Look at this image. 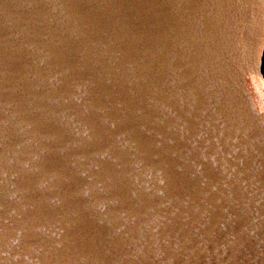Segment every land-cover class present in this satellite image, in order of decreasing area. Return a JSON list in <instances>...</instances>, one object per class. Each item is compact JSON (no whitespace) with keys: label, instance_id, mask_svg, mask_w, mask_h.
Returning <instances> with one entry per match:
<instances>
[{"label":"rangeland","instance_id":"374dc122","mask_svg":"<svg viewBox=\"0 0 264 264\" xmlns=\"http://www.w3.org/2000/svg\"><path fill=\"white\" fill-rule=\"evenodd\" d=\"M33 1H35V3H36L35 4L36 10H41V11L49 14V15H46L43 12H41V14H40V12H39V15H40L39 17H41V20H42V18L48 19V18L55 17V20H57V22H58L57 23L58 26L56 25L54 27L53 26L51 27L50 24H47L43 21L44 19L41 21L40 25L38 26L35 20L31 21L32 20V18H31L30 21L33 24L31 23L32 25H30V26L33 30L31 31V33L25 32L23 35L20 33L21 31H20L19 27H20L22 21H24V20L15 19L13 21V20H11L12 19L11 18L10 19V24L12 25L11 28L0 30V39H2L5 43L6 42L10 43L6 47V49H4L0 46V80H1L0 81V156L2 155L1 156L2 158L0 157V172L2 173V174L0 173V226H2V227H0V237L2 240L4 239L3 241L0 239V252H1L0 253V263L1 264H5V263L6 264H9V263L10 264H22V263L23 264H29L31 262L30 264H33V263L35 264L37 262V264H50L49 262H51V264H58V263L59 264H81V263L93 264L95 262L94 264H99V263L111 264V262H112V264H129V263L130 264H133V263L139 264L138 262L143 261L142 264H162V263L163 264H182V263L183 264H185V263L186 264H231V263L232 264H236V263L237 264H247V263L250 264V262H251V264H264V259H263L264 258V236H263L264 235V232H263L264 231V212H263L264 211V192H263V189H264V119H263L264 118V94H263L264 93V0H227L230 8L228 7L226 16L230 15V13L231 14L235 13V15H233L234 18H233V21L231 23L229 21L222 23V21H224V19H222L221 25L223 27V31H220L218 29V27H216V24L213 22L210 24V28H207L206 30H204L202 32L200 30H198L199 25L201 26V24H202V28H203V26H205L204 28H206V25L208 24L207 20H213L214 19L213 14H212L213 12L209 11V10L206 11V7H205L206 4H203V0L199 1L200 5H199V11L197 14H198L200 20L197 19V21H196L197 23L195 22L196 26H195V23L193 26H191V25H188L187 23L175 21L176 23L172 22L170 24V25L173 24L172 25L173 28L172 27L170 28V29H172L171 30L172 32H169V30L166 29V25L169 23L168 18H164L162 21L161 17L157 16L159 13L154 12V13H152V15L150 14V17H151L150 19L153 21L154 19H152V17L155 16V19L159 20L158 24L161 26L162 25H165V26L159 28V26L154 24V22L151 23V26L149 24L148 25L149 27L147 28L148 32L145 35V37L148 36L147 40L144 38V36L142 37V38H144V40L147 41L146 43L143 42L142 40L134 39L133 43H135V46L132 47L133 50L130 49L129 47L122 49L123 51L120 48H115V50H114V48H112V50H109V49L102 50V49L98 48V50H95L96 56L94 55V58L92 60V65L94 67L91 64H90V67L92 69H96L99 71L101 76L104 77L103 78L104 82L109 81V82H111V84H109V85L117 86L118 91H116V92L113 90H108L107 88H109V87L107 86L105 88L106 85H104V84H102L100 86L101 90H104L105 92L107 91L109 94L110 93L112 94L114 101H115V102L114 101L113 102H114V104L116 103L117 107H111L108 104L105 106L107 101L103 102V104H104L103 105L102 101L99 100L100 97L97 98L96 101L93 100L92 104L90 103V96L88 97V94H87V93H89V91H87V90L90 89L88 87L90 84L89 83L90 81H89V79L84 78L85 77L84 70L87 67H89V65L88 64H85L84 66L82 65V61L88 63L89 60L87 59V57L84 56L85 54L83 55L84 52H82L80 50L78 51V54H81L82 58H80L79 56H76V57L74 56L73 57L74 59H72V62H71V60H68L69 64H66V65H68L67 70L72 76L71 80H67L66 84L65 83L62 85L56 84L57 86L55 84H52L53 87L49 86V83L52 82L51 80L53 79L54 76L58 75L57 73L59 71L55 69V68H57L55 56L53 54L50 55L47 51L44 52L43 50L39 49L41 35H39L37 29L42 28L44 31L46 30L45 31V33L47 32L46 35L52 39L57 37L58 35H56V34L59 32L61 34L60 36H62V35L65 36V34H66L67 36H65V38H67L70 41L71 40L72 41L79 40V36L81 38H82V36L80 35L81 33L79 34L78 31L76 32V29H74V28H72L73 30L72 29L69 30V27H67V22H66L67 19H69V17L63 16L60 13L61 11H60V8L58 7L59 5L57 4L56 0H33ZM66 1L68 3H73L72 0H66ZM167 1L168 0H165V2L163 1L164 2L163 6L167 5ZM61 4L63 5V3H61ZM65 5H67V4H65ZM160 5H161L160 3H156V4L154 3V6H156V7H158ZM67 6L69 8H71L69 4ZM16 7H17V4H16ZM19 7H20V5H18V8ZM0 8H1V10H0V22H1V21L5 20V16H4V15H6L5 13L10 14V12H5V11H9V8L2 5V4L0 5ZM18 8L16 9V11L18 10ZM156 9H158V8H156ZM229 11H230V13H228ZM117 12L119 13V11H117ZM117 12L115 13L114 18L117 21H119L121 13L117 14ZM157 17H159V18H157ZM21 18L24 19V16H22ZM27 19H29V18H27ZM176 20H178V19H176ZM231 24H232V26L230 29L229 27ZM24 25L26 27L27 23H25ZM177 25H179V26H177ZM181 26H183V27H181ZM55 27L57 29V33H56V31H54ZM167 27H169V26L167 25ZM185 27H186V29H185ZM163 29H165L168 32L164 33L162 31ZM35 31H37V32H35ZM83 31L84 30H82V32ZM228 31L230 32V34H228ZM37 33L39 36L37 35ZM82 34H83V37L85 39L86 37L84 36V32ZM224 34H225V36H224ZM167 35L168 36L170 35L171 38L168 37ZM172 35L173 36L175 35V36L173 37ZM177 35H179V36H177ZM141 36L142 35L137 36V37L140 38ZM162 36L163 37L167 36L166 37L167 39H165L166 43L164 42L165 40L163 39ZM204 36H206V38ZM224 37L229 38L227 43H226L227 45H225ZM191 38L193 39V41H194V38H196V40L198 41L200 46H204L205 49H206V46L208 47L207 50H209L210 52L206 55V61H205L204 57H200V58H198V60L193 59L192 64H190L189 60L185 59L186 58L185 56H188V54H189L188 53L189 50H187V48H186L187 45L191 48V45L189 44V40ZM172 39H175V40H172ZM43 40H46V42L48 43V40L46 38H44ZM100 40H102V39H100ZM167 41L168 42L172 41V42H175V44L176 43H178V44L174 45L172 48L171 47L169 48V46H168L169 43H167ZM122 42H124V41H122ZM151 44H153V45H151ZM156 44H158V45H156ZM229 44H231V45H229ZM78 45H77V49L80 48L81 44L78 43ZM166 45H167V48L165 47ZM180 45L183 47L182 48L183 50L180 49V47H179ZM228 45H229L230 49H227ZM197 46H198V44H197ZM225 46H227V47H225ZM134 47L135 48L137 47V49H135ZM178 48L181 51L178 50ZM9 49H11V50L8 51ZM242 49H243V51H242ZM88 50H90V49H88ZM166 50L168 51L167 54L164 53V52H167ZM193 50L196 51L195 47ZM70 51H71V49H67V50L64 49L60 52L65 54V55L66 54L69 55V54H71ZM117 52H119V53H117ZM73 53L76 54L75 52H73ZM87 53H88V51H87ZM147 53L149 54V59H151V61L157 65L154 67V70L152 69L150 77L148 76L145 79V85L143 84V87L146 86L145 87L146 92L148 91L149 95H147V97L143 96V98L139 102L140 103L139 109L140 108L142 109V110L140 109L139 111H142V112L136 113L135 111H137V110H135V109L132 110L130 108V110L132 111V115L127 114V116H124L122 114V111H124V110L127 111V109H126V106L124 105L126 100H122V96L125 93H128V92L132 93L133 92L130 87L129 88L131 90L126 89L125 86L132 84L133 80L137 81V75L140 77V74H141L140 79L144 80V78H145L144 72L141 69L142 67L140 68L139 65H140V62H142V60L144 59L143 57ZM177 53H178V56L180 55L179 56L180 59L178 61H176L177 59L173 60L174 56H177ZM199 53H200V50L198 49L197 54H199ZM47 55H49V56H47ZM50 56H52V57H50ZM116 56L117 57L121 56V57H119L117 60ZM130 56H132V57H130ZM129 57L132 59H130ZM47 58H49V59H47ZM135 60H136V62H135ZM58 61L60 62V60H58ZM129 61H131V62L133 61V62L131 63ZM175 61L178 64H183V65L187 64V62L192 66L197 65V67L202 70L201 74H203V72H204V75L209 74V76L207 77L208 82L205 81L206 79L204 80V76H201V74H199L197 77H194L192 79L193 84L191 85L190 84L191 79H190V76L188 74H184L185 75L184 76L182 74L183 72L176 71L177 69H175L176 67L174 66V64H176ZM61 64H63V63H61ZM125 65H126V67H125ZM50 66L51 67L54 66V67L51 69ZM164 66L165 67L167 66L166 69ZM254 66H256V67L254 68ZM90 67H89V69H90ZM131 68H133V69L130 70ZM159 68L161 70H159ZM128 70H129V72H128ZM178 70H180V69H178ZM205 70L207 71V73ZM61 71H62V74L64 75V69H62ZM186 72H184V73H186ZM156 73H157V75H156ZM211 74L213 75V79L210 76ZM134 77H136V78H134ZM198 77H200V79ZM209 77L213 80V81L211 80L212 82H210ZM96 78L97 77H95V78L93 77V79L91 81H93V80L95 81ZM171 78H172V80H171ZM180 78H181V80L179 81ZM83 79H84V81H83ZM175 79L180 82V84H179L180 89L179 90L181 93L180 99L182 100V101H179L180 105L183 104V105H181L182 107L190 108L192 110V112H194V113L196 112L194 116H195V119L197 117L196 120L199 121V122L198 121L196 122L193 120L195 122V124L191 123V125L188 126L189 128H187L186 130L183 129L186 131L185 132L186 134H184V132H183V130H181V128L177 129V127H176L177 125H179V124H177V121L179 120L178 117L176 118V119H178L177 121L175 119V121H174L175 124L172 128L168 127L169 129L164 130V128L167 127V124H169V121L171 122L172 118L170 116L166 115L165 113H163L162 114L164 116V119H163V118H161V116H159L161 114H158L159 110L161 111L160 106L164 107V100L167 98V95L165 98V95L163 96L161 93H167V92H169V90L174 91V89H175L174 80ZM177 81H176V83H177ZM130 82H132V83H130ZM200 83H202L201 86L199 85ZM210 84H211V86H209ZM160 86H162L161 93L157 95V98L155 97V99H153L150 96V90H154L155 88H160ZM171 86H172V88H171ZM209 87H210V89H209ZM166 88L167 89L169 88V89L167 90ZM188 88H189V90H188ZM211 88H212L213 92L215 90V96L217 95L216 94V88L218 89L219 93L221 90L222 91L221 97H223L225 100L223 99V101H221L222 98L217 97L215 99L214 96H211V94H213L212 91H211V94L209 93V90H211ZM37 89H42V90H40V92H39V91H37ZM83 89L85 90V92L87 91L85 94H81ZM186 89L188 91H186ZM195 92H197V94H193ZM57 94H59V96ZM132 94H135V92H133ZM175 94L176 95H174V97H176V99L175 98L174 99L177 100L179 98L178 96L180 94L179 93L178 94L175 93ZM128 96H130V95H128ZM180 99H178V100H180ZM81 100H86V101L89 100L88 103H90V104H88V103L82 104V103H80ZM217 101H220L221 103L223 102V104L225 106H224V110H223V106H222V104H220V106L218 107V110H219V112H222L224 114H223V116L217 115L218 117L216 118L215 117L216 114L214 113V111H212V112L207 111L206 112L205 110L210 109L209 111H211V109H215V106H216L215 103ZM176 102H178V101H176ZM213 102H215V103H213ZM228 105H230V106H228ZM232 106H233V108H232ZM113 111H114V113H113ZM143 111L147 115H149V114H151V115H149L147 118H145L147 115H144ZM118 112H120V113H118ZM226 112L228 114L230 113L233 117L241 119L243 122L245 121V123H243V125L241 123L240 126H237V125L235 126L236 122L233 121L234 123H232V120H231L232 116H231V118L229 116V118L231 120V121H229L230 122L229 123L228 121H226V118H225L226 116H228ZM113 114H115V115H113ZM208 114H214L215 115V116L213 115L214 119L213 120L209 119ZM225 114H226V116H225ZM202 115H203V117H202ZM112 116L113 117L116 116V117L113 118ZM122 116H124L125 118L127 117L128 119L132 120L131 123L134 124V129L136 131L135 133H133L131 131L130 132L127 131V130H129V128L125 129L126 128L125 125L127 124V122H124L126 120H124V117H122ZM31 117H32V119H30ZM70 118H72V119H70ZM224 118H225V120H224ZM87 119H92L95 122V125H91V126H93V128L95 127L94 129L96 131L94 129H93L94 131L92 129H90L91 132L89 131ZM227 119H228V117H227ZM116 120H121L119 122L124 127V128L122 127V131L117 128L116 123H118V122ZM215 120H217L219 122H217V121L215 122ZM86 121H87V123H86ZM210 122H212V123L210 124ZM215 123H216V125H215ZM108 124H109V126H108ZM143 124H146V125L150 124V125H149L148 129H146L145 127L143 128V126H144ZM165 124H166V126H165ZM204 124L206 126H204ZM230 125H231V127H230ZM79 126L80 127L82 126V127L80 128ZM156 126H158V127H156ZM13 127H15V128H13ZM201 127H203V128H201ZM206 127H207V129H206ZM239 127H241V128L239 129ZM114 128H116V129H114ZM204 128L206 129L204 132L205 133L204 138L206 137V139H208L207 138V136H208L211 141L215 140L213 143L216 142V144H217V145H214L212 150L209 149L208 152L207 151L205 152V149H204L205 146H201L203 148L200 149L199 146H197V144H196L197 143L196 141L200 138L199 136H201V131H204ZM216 129H218V130H216ZM219 129H221V131ZM84 130H85V132H84ZM115 130H117V131H115ZM175 130H176V132H175ZM206 131H209V133ZM177 132L180 133V135H182V133L184 135L179 136V134ZM50 133H54V134H50ZM98 133H100V134H98ZM131 133H133L132 138H130ZM147 134L149 135L150 140L155 143L156 147L163 149L165 158L162 157V159H164V160H160L159 158L157 159V157H153L152 155H155L154 153L152 155L150 154L151 158L146 157L145 155H142L139 158V154H141V153L137 152L136 150L132 151V149H136V147H134V145L131 144L130 140L133 142L134 139H136L138 137H139L138 139H140L143 137V135H147ZM124 135H126V137H124ZM127 136H129V138ZM162 136H163V138H160ZM89 137H91V138H89ZM123 138H124V140H123ZM227 139H228V142L226 141ZM127 140H129V141H127ZM93 141H95L97 144L94 143ZM225 141H226V143H225ZM87 144H88V146H87ZM181 145H182V147H181ZM233 146L234 147L237 146V147H235V149H234ZM4 149H5V151H4ZM238 150H239V152H238ZM131 151L133 153H135L134 158H132V159L130 158L129 155H127V153L128 152L130 153ZM178 151L180 152V154H178L179 153ZM233 152L237 153V155H235ZM37 153H38V156H37ZM112 153H113V155H112ZM184 153H185V155H184ZM187 153H188V155H187ZM194 153H195V155H194ZM143 154H146V153L143 152ZM108 156L110 157V159ZM155 156H158V155L156 154ZM14 157H16V158H14ZM113 157H114V159H113ZM133 159H135V160H133ZM137 159H138V161H137ZM23 160H25V161L27 160V161L24 162ZM33 160H34V162H33ZM22 161L24 163H22ZM52 162H54V164ZM145 162L147 163L146 165H144ZM26 164H27V166H26ZM46 164H47V166H46ZM81 164L82 165L84 164V165L82 166ZM149 164H150V166H149ZM155 164H157V165H155ZM161 164H162L163 168H166L165 166L169 164L166 169H169L170 172L169 173L167 172V173L169 174V176L174 175V174L180 175L181 176L180 183L177 182L175 179L172 180L170 183V180L166 178V175L162 174V172H165L166 170L163 168L160 169ZM43 165H44V168H43ZM196 166H198V167H196ZM50 167H51V169H50ZM85 167H88V168H85ZM8 169H9V171H8ZM90 169H92V170H90ZM100 169H102V170H100ZM206 169H208V171ZM31 170H32V172H31ZM157 170H159V171H157ZM45 171H47V172H45ZM83 172H85V173H83ZM90 172L92 173L91 175H90ZM103 172L105 175L103 174ZM204 173H206V174H204ZM49 174H50V176H49ZM55 174H57V175H55ZM115 174H117L118 176ZM155 174L157 175V177L155 176ZM190 174H192L191 176L193 178L190 176ZM8 177L11 178L12 180L8 179ZM55 177H56V179H53ZM107 178L109 179L110 182L108 181ZM166 179L170 184L166 181ZM63 180H65V181H63ZM114 180L116 181V183ZM3 181L6 183H4ZM17 181H20V182L17 183ZM26 181H28V182H26ZM30 181H32V182L30 183ZM160 181L162 182V184ZM47 182H48V184H47ZM163 182H165V183H163ZM9 183L12 185H9ZM21 183H22V185H21ZM100 183H101V185L99 186L98 184H100ZM23 184H24V186H23ZM50 184H51V186H50ZM115 184L117 187L115 186ZM106 185H107V187H106ZM176 185H179V186H176ZM152 186H154V187H152ZM169 186H170V188H172L171 191H169L170 190ZM173 187L175 188V190H173ZM43 188H45V189H43ZM95 188L96 189L99 188V189L96 190ZM8 189H9V191H8ZM49 189H51V190H49ZM176 189H177V191H176ZM55 190H57V191H55ZM115 190H117V191H115ZM96 191L98 194L96 193ZM109 191H111V193ZM139 191H140V193H139ZM158 191H159V193H158ZM9 192H10V194H9ZM48 192H50V193H48ZM60 192H62V193L64 192V193L63 194L61 193L62 194L61 195ZM21 193H22V195H21ZM103 193H104V195H103ZM163 193H165V194H163ZM176 193H177V195H176ZM38 194H40V195H38ZM55 194L56 195L58 194L57 195L58 197L55 196ZM136 195H137V197H136ZM10 197H12V198H10ZM66 197H68V198H66ZM120 197H122V198H120ZM110 198L112 200H110ZM113 198H115L117 200L115 201V199L113 200ZM129 198H131V199H129ZM139 198H140V200H139ZM6 199H8V200H6ZM33 199H34V201H32ZM21 200H22V202H21ZM154 200H156L157 202ZM18 201H19V203H18ZM53 201H54V203H53ZM120 201H122V202H120ZM137 201L139 203H137ZM146 201H147V203H146ZM130 202H132V203L130 204ZM152 202H154V203H152ZM29 203H31V204H29ZM111 203H112V205H110ZM119 203H120V205L118 206ZM121 203H122V205H121ZM95 204H97L98 206ZM43 205H44V207H43ZM203 205H205V206H203ZM126 206H128V207H126ZM95 207H96V209H95ZM117 207H119L118 211H117ZM122 207H124L125 209H122ZM19 208H20V210H19ZM99 208H101L103 211ZM128 208L130 210H128ZM141 208L143 211L141 210ZM68 210H69V212H68ZM97 210H100V211L97 212ZM212 210H214L213 213H212ZM221 210H223V211H221ZM224 210H226V211H224ZM81 211L83 213H81ZM90 211H91V213H90ZM208 211L212 214H210ZM125 212L128 214V216ZM140 212L141 213L143 212L144 214L143 213L141 214ZM229 213L231 214V216ZM117 214H118V216H117ZM149 214H151V215H149ZM161 214H163V215H161ZM171 214H173V216ZM11 215H13V216H11ZM88 215H89V217H88ZM21 216L23 217V219ZM55 216H56V219H55ZM144 216L145 217L147 216L148 218L147 217L144 218ZM224 216H227V217H224ZM255 216H256V218H255ZM65 217H67L68 219ZM83 217H85V218H83ZM112 217L114 220L112 219ZM58 218H60V219H58ZM97 218H98V220H97ZM115 219H116V221H115ZM184 219H185V221H184ZM6 220H8V221H6ZM187 220H189V221H187ZM242 220H243V222H242ZM253 220L255 221L254 223H253ZM15 221H16V224H15ZM66 221H68V222H66ZM50 222H51V224H50ZM85 222H87V225ZM163 222H165V223H163ZM171 222H172V224H170ZM239 222H241V223H239ZM80 223H82V224H80ZM84 223H85V225H84ZM95 223H96V225H95ZM109 223L111 226L109 225ZM5 224H7V225H5ZM135 224H136V226H135ZM59 225H61V226H59ZM99 225L101 227L103 225V227H102L103 229H101V227ZM159 225H161L162 227ZM171 225H173V226L171 227ZM199 225H200V227H199ZM97 228H98V230H97ZM150 228H152V229H150ZM253 228H255V229H253ZM78 229H79V231H78ZM155 229H157V230H155ZM181 229L183 230V232ZM27 230H28V232H27ZM90 230L92 233L90 232ZM121 230H123V231H121ZM159 230H161L160 233H159ZM240 230H242V232ZM46 231H48V232H46ZM243 232H244V236H243ZM75 233H77V234H75ZM203 233L206 236H204ZM134 234L136 237L133 236ZM229 234H230V236H229ZM237 234H239V235H237ZM72 235H74V236H72ZM142 235H143V237H142ZM190 235H193V236L191 237ZM240 235H242L243 237ZM80 236H82V237H80ZM115 236H117V237H115ZM196 236H198V237H196ZM17 237H19V238L17 239ZM99 237H101V238L99 239ZM131 237H132V239H131ZM112 238L113 239L115 238V240H113ZM117 238L119 241L117 240ZM149 239H151V240H149ZM173 239H174V243H173ZM157 240H158V242H157ZM169 240H170V242H169ZM186 240H187V242H186ZM191 240H192V242H191ZM232 240H234V241H232ZM8 241H9V243H8ZM222 241H223V243H222ZM4 242H5V244H4ZM148 242L150 243L149 245H148ZM178 242H180V243H178ZM220 242H221V244H220ZM31 243H33V244H31ZM38 243H40V244H38ZM105 243H106V245H105ZM108 243H110V244H108ZM129 243H130V245H129ZM99 244H100V246H99ZM103 244H104V246H103ZM156 244H158V245H156ZM172 244H174V245H172ZM54 245L56 248L54 247ZM208 245H209V247H208ZM45 246H47V248H44ZM150 246H153V247H150ZM156 246H157V248H156ZM165 246H167V247H165ZM26 247H28V248H26ZM202 247H203V249H202ZM54 248L56 249V251L52 250ZM149 248H152V249H149ZM40 249H41V252L39 251ZM92 249H94V251ZM210 249H212V250H210ZM33 250H35V251H33ZM82 250H84V251H82ZM177 250H178V252H177ZM190 250H192V251H190ZM17 251H19L20 253ZM75 251H77V252H75ZM132 251L135 254H133ZM82 252L84 253V255ZM91 252H93V253H91ZM101 252L104 255H102ZM105 252H107V254ZM193 253H194V255H193ZM206 253L209 256H207ZM52 254H54V255H52ZM114 255L116 256V258ZM121 255H122V257H121ZM84 256H85V258H84ZM93 256H94V258H93ZM112 256H113V258H112ZM117 256H119V258ZM150 256H151V258H150ZM108 257H110V258H108ZM18 258H20V260ZM86 258H87V260H86ZM97 258H99L100 261ZM142 258L146 259V260H143ZM249 258H250V260H249ZM253 258H254V260H253ZM112 259H114V260H112ZM183 259H184V261H183ZM80 260H81V262H80ZM85 260H86V262H85ZM115 260H116V262H115ZM125 260L127 262H125ZM185 260H187V261L185 262ZM12 261H16V262H12ZM28 261H29V263H28ZM38 261H40V262H38ZM101 261H103V262H101ZM109 261H110V263H109ZM164 261H166V262H164ZM141 262H140V264H141Z\"/></svg>","mask_w":264,"mask_h":264},{"label":"bare ground","instance_id":"6f19581e","mask_svg":"<svg viewBox=\"0 0 264 264\" xmlns=\"http://www.w3.org/2000/svg\"><path fill=\"white\" fill-rule=\"evenodd\" d=\"M73 1V3H68L66 0H56V2H57V4L59 5L58 7L60 8V13L63 15V16H68L69 17V19H67V27H69V30L70 29H72V28H74V29H76V32L78 31L79 32V34L82 36V38L79 36V40H76V41H70V40H68L67 38H65V36H67L66 34H65V36H60L61 34H60V32L59 33H57V29H56V27L54 28V31H56V35H58L57 37H55V38H50L49 36H47L46 35V33H45V31L42 29V28H39V29H37V31H38V33H39V35H41V40H40V44H39V49H41V50H43L44 52L45 51H47L50 55L51 54H53L54 56H55V59H56V67L57 68H55L56 70H58L59 72L57 73L58 75L57 76H54L53 77V79L51 80L52 82L51 83H49V86H52L53 87V85L52 84H57V85H59V84H66V82H67V80H71V78H72V76H71V74L68 72V70H67V66L68 65H66V64H69L68 63V60H71V62H72V59H74L73 57L75 56H79L80 58H82V55L81 54H78V51L80 50V51H82V52H84L83 53V55L85 56V57H87V59L89 60V62L87 63V62H83L82 61V65L84 66L85 64H88L89 65V67H90V64L92 65V60H93V58H94V55L96 56V51L95 50H98V48L99 49H102V50H104V49H109V50H112V48H114V50H115V48H120L121 50L122 49H124V48H126V47H129L130 49H132V47L133 46H135V43H133L134 42V39H139V40H142L143 42H147L146 40H147V38H148V36H146L145 37V35L147 34V28L149 27L148 25L150 24V26H151V23L152 22H154V24H156V25H158L159 26V28H161V27H164L165 25H159L158 24V22H159V20H157V19H155V16L154 17H152V19H154L153 21L150 19L151 17H150V14L152 15V13H154V12H158L159 14L157 15V16H160L161 17V19H162V21H163V19L164 18H168V26L169 27H167V25H166V29H168L169 30V32H172L171 30L172 29H170L171 27H172V25H170L172 22H175V21H177V22H182V23H187L188 25H191V26H193L194 25V23L197 21V19H199V16H198V11H199V1L200 0H168L167 1V5L166 6H163L164 5V2H165V0H72ZM164 1V2H163ZM61 3H63V5L61 4ZM154 3L156 4V3H160L161 5L160 6H158V7H156V6H154ZM239 3V2H238ZM4 5V6H6V7H8L9 8V11H5V12H10V14H8V13H5L6 15H4L5 16V20H3V21H1L0 22V30H2V29H9V28H11V24H10V19L11 20H15V19H20V20H24V21H22V23H21V25H20V27H19V29H20V33L21 34H23L24 35V33L25 32H30L31 33V31L33 30L32 28H31V26L30 25H32L33 23L31 22V21H36V23H37V25L39 26L40 25V23H41V21L44 19V18H42V20H41V17H39L40 15H39V12H40V14H41V12H43V11H41V10H36L35 8H36V3H35V1H33V0H0V5ZM16 4H17V7H16ZM65 4H69L70 5V7L71 8H69L67 5H65ZM203 4H206V11H212L213 13V20H207V25H206V28H204L205 26H203V28H202V24H201V26L199 25L198 26V30H200L201 32L202 31H204V30H206L207 28H210V24L213 22V23H215L216 24V27H218V29L220 30V31H223V27H222V23H224V22H227V21H229L230 23L233 21V15H235V13L234 14H231L230 13V11L228 12V13H230V15H228V16H226V14H227V10H228V7H229V3L227 2V0H203ZM202 4V5H203ZM18 5H20V7L18 8ZM83 5V6H82ZM239 6V5H238ZM33 7V8H32ZM18 8V10L16 11V9ZM75 8V9H74ZM156 8H158V9H156ZM230 8V7H229ZM156 9V10H155ZM235 9V8H234ZM0 10H1V8H0ZM4 10V9H3ZM241 10V9H240ZM117 11H119V13H121V16H120V20L119 21H117L115 18H114V16H115V13L117 12ZM152 11V12H151ZM233 11V10H232ZM231 11V12H232ZM17 12V13H16ZM43 13H45L46 15H49L48 13H46V12H43ZM118 12H117V14H119ZM211 13V12H210ZM157 14V13H156ZM240 15V14H239ZM22 16H24V19L23 18H21ZM49 17V16H48ZM27 18H29V19H27ZM31 18H32V20H31ZM34 18V19H33ZM122 18V19H121ZM157 18H159V17H157ZM232 18V19H231ZM160 19V20H161ZM176 19H178V20H176ZM222 19H224V21H222ZM31 20V21H30ZM55 17H53V18H48V19H44L43 21L45 22V23H47V24H50L51 25V27L53 26H56L57 25V20H55ZM180 20V21H179ZM200 20V19H199ZM231 20V21H230ZM206 21V20H205ZM221 21H222V23H221ZM25 23H27V26L25 27ZM32 23V24H31ZM44 23V24H45ZM69 23V24H68ZM176 23V22H175ZM197 23V22H196ZM196 23H195V26H196ZM204 23V22H203ZM29 26V27H28ZM58 26V25H57ZM175 26V25H174ZM177 26H179V25H177ZM186 26V25H185ZM231 26H232V24L230 25V29H231ZM241 26V25H240ZM28 27V28H27ZM181 27H183V26H181ZM173 28V27H172ZM178 28V27H177ZM176 28V29H177ZM185 29H186V27H185ZM73 30V29H72ZM82 30H84L83 32H84V36L86 37L85 39H84V37H83V32H82ZM159 30V29H158ZM174 30V29H173ZM241 30V29H240ZM37 31H35V32H37ZM59 31V30H58ZM164 33L165 32H168V31H166L165 29H163L162 30ZM242 31V30H241ZM175 32V31H174ZM38 33H37V35H38ZM228 34H230V32L228 31ZM35 35V34H34ZM38 35V36H39ZM52 35V34H51ZM72 35V34H71ZM89 35V36H88ZM140 35H142L140 38H138L137 36H140ZM157 35V34H156ZM186 35V34H185ZM47 36V37H46ZM144 36V38L146 39V40H144V38H142ZM168 36V35H167ZM167 36H165V37H163V39L165 40V39H167L166 37ZM173 36V35H172ZM175 36V35H174ZM173 36V37H174ZM177 36H179V35H177ZM203 36V35H202ZM224 36H225V34H224ZM230 36V35H229ZM168 37H170V35L168 36ZM172 37V38H173ZM205 38H206V36H204ZM44 38H46L47 40H48V43L46 42V40H43ZM171 38V37H170ZM184 38V37H183ZM209 38V37H208ZM77 39V38H76ZM100 39H102V40H100ZM162 39V40H163ZM224 39H225V45H227L226 43H227V41H228V39L229 38H225L224 37ZM26 40V39H25ZM121 40V41H120ZM161 40V41H162ZM172 40H175V39H172ZM185 40V39H184ZM78 41V42H77ZM122 41H124V42H122ZM186 41V40H185ZM165 43H166V40L164 41ZM211 42V41H210ZM246 42V41H245ZM78 43L79 44H81V46H80V48L79 49H77V45H78ZM167 43H169V48L171 47H173L174 45H176V44H178V43H176L175 44V42H168L167 41ZM185 43V42H184ZM188 43V42H187ZM10 43H5L2 39H0V46L2 47V48H4V49H6V47L9 45ZM138 44V43H137ZM189 44L191 45V48L187 45V50H189V54H188V56H185L186 58L185 59H188L189 60V63L190 64H192V60L193 59H196V60H198V58H200V57H204V59H205V61H206V55L210 52L209 50H207V46H206V49L204 48V46H200V44L198 43V41L196 40V38H194V41H193V39L191 38L190 40H189ZM197 44H198V46H197ZM151 45H153V44H151ZM156 45H158V44H156ZM229 45H231V44H229ZM229 45H228V47L227 46H225V47H227V49H230V47H229ZM79 46V45H78ZM149 46V45H148ZM10 47V46H9ZM166 48H167V45L165 46ZM176 47V46H175ZM180 47V49L181 50H183L182 48V46L180 45L179 46ZM194 47H195V49H196V51L195 50H193L194 49ZM221 47V46H220ZM76 50H75V49ZM90 49V50H88V49ZM92 48V49H91ZM128 48V49H129ZM135 48V47H134ZM219 48V47H218ZM64 49H71V54H69V55H65V54H63V53H61L60 51H62V50H64ZM135 49H137V47L135 48ZM140 49V48H139ZM163 49V48H162ZM175 49V48H174ZM177 49V48H176ZM179 48H178V50H180ZM198 49L200 50V53L199 54H197V52H198ZM11 49H9L8 51H10ZM113 50V51H114ZM133 50V49H132ZM141 50V49H140ZM151 50V49H150ZM180 50V51H181ZM87 51H88V53H87ZM91 51V52H90ZM112 51V52H113ZM123 51V50H122ZM157 51V50H156ZM167 51V50H166ZM242 51H243V49H242ZM46 52V53H47ZM73 52H75L76 54H74ZM129 52V51H128ZM183 52V51H182ZM117 53H119V52H117ZM121 53V52H120ZM165 54H167L168 53V51L167 52H164ZM170 53V52H169ZM174 53V52H173ZM184 53V52H183ZM245 53V52H244ZM115 54V53H114ZM122 54V53H121ZM120 54V55H121ZM128 54V53H127ZM130 54V53H129ZM138 54V53H137ZM163 54V53H162ZM171 54V53H170ZM196 54V55H195ZM39 55V54H38ZM43 55V54H42ZM52 55V56H53ZM124 55V54H123ZM141 55V54H140ZM160 55V54H159ZM172 55V54H171ZM185 55V54H184ZM47 56H49V55H47ZM52 56H50V57H52ZM127 56V55H126ZM163 56V55H162ZM174 56V55H173ZM180 56V55H179ZM178 56V53H177V56H174V58H173V60H176V61H178L179 59H180V57ZM119 57H121V56H119ZM119 57H117L116 56V59L118 60V58ZM130 57H132V56H130ZM129 57V58H130ZM136 57V56H135ZM140 57V56H139ZM164 57V56H163ZM246 57V56H245ZM144 59L142 60V62H140V65H139V67L143 70V72H144V76H145V78H144V80L143 79H140V77H141V74H140V77L137 75V81H135V80H133V83L132 82H130V83H132V84H129V85H126L125 86V88L126 89H132V91L133 92H135V94H132V93H130V92H128V93H125L123 96H122V100H126V102H125V106H126V109H127V111L126 110H124V111H122V114L124 115V116H127V114H129V115H132V111L130 110V108L132 109V110H137V111H135L136 113H138V112H142V111H139L140 109H139V102H140V100L143 98V96L144 97H147V95H149V92L147 91L146 92V86L145 87H143V84L145 85V79L149 76L150 77V75H151V72H152V69L154 70V67L155 66H157L155 63H153L152 61H151V59H149V54L147 53L144 57H143ZM168 58V57H167ZM41 59V58H40ZM39 59V60H40ZM47 59H49V58H47ZM130 59H132V58H130ZM134 59V58H133ZM162 59V58H161ZM8 60V59H7ZM58 60H60V62L61 63H63V64H61ZM65 60V61H64ZM122 60V59H121ZM125 60V59H124ZM77 61V60H76ZM162 61V60H161ZM175 61V62H176ZM129 62H131V61H129ZM133 62V61H132ZM131 62V63H132ZM135 62H136V60H135ZM139 62V61H138ZM172 62V61H171ZM250 62V61H249ZM162 63V62H161ZM166 63V62H165ZM168 63V62H167ZM188 62H187V64H185V65H183V64H178L177 62H176V64H174V66L176 67L175 69H177L176 71H181V72H183L182 74L184 75V74H188L189 76H190V79H191V81H190V84L192 85L193 83H192V79L194 78V77H197L199 74H201V72H202V70L201 69H199L198 67H197V65L195 66V65H190ZM259 63V62H258ZM128 64V63H127ZM139 64V63H138ZM159 64V63H158ZM251 64V63H250ZM44 65V64H43ZM154 65V66H153ZM161 65V64H160ZM188 67H187V66ZM249 65V64H248ZM247 65V66H248ZM93 66V65H92ZM172 66V65H171ZM170 66V67H171ZM51 67V66H50ZM54 67V66H53ZM53 67H51V69L53 68ZM89 67H87L85 70H84V74H85V77L84 78H86V79H89V83L91 84H89V90H87V91H89V93H87L88 94V97L90 96V103L92 104V102H93V100H97V98H99V100L100 101H102V104H103V102H105V101H107V103L105 104V106L108 104V105H110L111 107H117L116 106V103L114 104V98H113V96H112V94L110 93H108L107 91L105 92L104 90H101V85L102 84H104V85H106L105 86V88L108 86L109 88H107L108 90H113V91H118V88H117V86H115V85H109V84H111V82H109V81H106V82H104V80H103V78L104 77H102L101 76V74L99 73V71L98 70H96V69H92L91 67H90V69H89ZM94 67V66H93ZM125 67H126V65H125ZM131 67V66H130ZM138 67V68H139ZM165 67V66H164ZM163 67V68H164ZM167 67V66H166ZM166 67H165V69H166ZM251 67V66H250ZM256 66H254V68H255ZM139 68V69H140ZM169 68V67H168ZM50 69V70H51ZM62 69H64V75L62 74ZM133 68H131L130 70H132ZM140 69V70H141ZM178 69H180V70H178ZM247 69V68H246ZM135 70V69H134ZM159 70H161L160 68H159ZM257 70V69H256ZM171 71V70H170ZM187 71V72H186ZM206 71V70H205ZM255 71V70H254ZM128 72H129V70H128ZM139 72V71H138ZM137 72V73H138ZM164 72V71H163ZM173 72V71H172ZM184 72H186V73H184ZM250 72V71H249ZM2 73V72H1ZM158 73V72H157ZM157 73H156V75H157ZM161 73V72H160ZM206 73H207V71H206ZM11 74V73H10ZM129 74V73H128ZM134 74V73H133ZM153 74V73H152ZM155 74V73H154ZM163 74V73H162ZM161 74V75H162ZM174 74V73H173ZM166 75V74H165ZM169 75V74H168ZM167 75V76H168ZM175 75V74H174ZM132 76V75H131ZM164 76V75H163ZM171 76V75H170ZM185 76V75H184ZM201 76H204V80L205 81H207V77L209 76V74L207 75V74H205L204 75V72H203V74H201ZM211 76V78L213 79V75L211 74L210 75ZM9 77V76H8ZM93 77L95 78V77H97L96 78V80L94 81H91L92 79H93ZM166 77V76H165ZM260 77V76H259ZM133 78V77H132ZM134 78H136V77H134ZM176 78V77H175ZM178 78V77H177ZM199 79H200V77H198ZM210 78V77H209ZM210 78V82H212L213 80ZM161 79V78H160ZM203 79V78H202ZM171 80H172V78H171ZM181 80V78L179 79V81ZM197 80V79H196ZM209 80V79H208ZM212 80V81H211ZM1 81V80H0ZM83 81H84V79H83ZM132 81V80H131ZM176 79L174 80V86H175V89H174V91L172 90V91H170L169 90V92H167V93H161V89H162V86H160V88H155L154 90H150V96L153 98V99H155V97L157 98V95L158 94H162L163 96L165 95V98H166V95H167V98L164 100V107L163 106H160V108H161V111L159 110V112H158V114H161V115H159V116H161V118H163L164 119V116L162 115L163 113H165L166 115H168V116H170L171 118H172V120H171V122L169 121V124H167V127L166 128H164V130L165 129H169V128H172L173 126H174V124H175V119L178 117L179 118V120L178 119H176V121H177V124H179V125H177L176 127H177V129H179V128H181V130H183V129H187V128H189L188 126H190L191 125V123L192 124H195V122L194 121H198V120H196L197 119V117H196V119H195V113L194 112H192V110L190 109V108H184V107H182L181 105H183V104H181L180 105V102L179 101H182L181 99H180V97H181V93H180V86H179V84H180V82L179 81H177V83H176ZM202 81V80H201ZM204 81V82H205ZM63 82V83H62ZM160 82V81H159ZM167 82V81H166ZM198 82V81H197ZM203 82V81H202ZM208 82V81H207ZM209 82V83H210ZM171 83V82H170ZM173 84V83H172ZM9 85V84H8ZM56 85V86H57ZM60 85V86H61ZM190 85V86H191ZM197 85V84H196ZM200 86L202 85V83H200L199 84ZM204 85V84H203ZM209 86H211V84L209 85ZM48 87V86H47ZM104 87V86H103ZM128 87V88H127ZM130 87V88H129ZM194 87V86H193ZM84 88V87H83ZM171 88H172V86H171ZM130 89V90H131ZM136 89V90H135ZM152 89V88H151ZM167 89V88H166ZM169 89V88H168ZM167 89V90H168ZM209 89H210V87H209ZM40 90H42V89H37V91H39L40 92ZM63 90V89H62ZM81 90V89H80ZM101 90V91H100ZM188 90H189V88H188ZM187 89H186V91H188ZM86 91V92H87ZM152 91V92H151ZM211 91H212V88H211V90H209V93L211 94ZM47 92V91H46ZM85 92V90L83 89L82 90V93L81 94H85L86 93ZM110 92V91H109ZM207 92V91H206ZM213 92V91H212ZM43 93V92H42ZM175 93H179L180 95L177 97L178 99H180V100H175L176 99V97H174V95H176ZM208 93V92H207ZM193 94H197V92H195V93H193ZM214 94V95H213ZM213 94H211V96H214L215 97V99L217 98V97H220V98H222V100L221 101H223V97H221L222 96V91L220 90V93H219V91H218V89L216 88V96H215V90H214V92H213ZM264 94V93H263ZM58 96H59V94H57ZM63 95V94H62ZM128 95H130V96H128ZM241 95V94H240ZM191 97V96H190ZM225 97V96H224ZM162 98V97H161ZM175 98V99H174ZM20 99V98H19ZM58 99V98H57ZM64 99V98H63ZM162 100V99H161ZM212 100V99H211ZM225 100V99H224ZM58 101V100H57ZM79 101V100H78ZM89 101V100H88ZM88 101H86V100H81V102L80 103H82V104H86V103H88ZM94 101V102H95ZM114 101V102H113ZM176 101H178V102H176ZM208 101V100H207ZM11 102V101H10ZM63 102V101H62ZM185 102V101H184ZM90 103H88V104H90ZM213 103H215V102H213ZM2 104V103H1ZM87 104V105H88ZM187 104V103H186ZM220 104H222V106H223V110H224V104H223V102L221 103L220 101H217L216 103H215V109H211V111H209L208 109L207 110H205L206 112L208 111V112H212V111H214V113L216 114V116L214 115V114H208L209 115V119H211V120H213L214 119V116L217 118L218 116H223V114L224 113H222V112H219V110H218V107L220 106ZM232 104V103H231ZM4 105V104H3ZM104 105V104H103ZM209 105V104H208ZM73 106V105H72ZM119 106V105H118ZM189 106V105H188ZM187 106V107H188ZM211 106V105H210ZM228 106H230V105H228ZM110 107V108H111ZM15 108V107H14ZM64 108V107H63ZM72 108V107H71ZM107 108V107H106ZM232 108H233V106H232ZM13 109V108H12ZM109 109V108H108ZM107 109V110H108ZM124 109V108H123ZM195 109V108H194ZM226 109V108H225ZM257 109V108H256ZM255 109V110H256ZM71 110V109H70ZM115 110V109H114ZM142 110V109H141ZM23 111V110H22ZM26 111V110H25ZM75 111V110H74ZM79 111V110H78ZM121 111V110H120ZM229 111V110H228ZM227 111V112H228ZM236 111V110H235ZM19 112V111H18ZM185 112V113H184ZM226 112V113H227ZM112 113V112H111ZM113 113H114V111H113ZM118 113H120V112H118ZM117 113V114H118ZM143 113H144V115H147L144 111H143ZM199 113V112H198ZM220 113V114H219ZM222 113V114H221ZM202 114V113H201ZM16 115V114H15ZM113 115H115V114H113ZM149 115H151V114H149ZM149 115H147L145 118H147ZM205 115V114H204ZM214 115V116H213ZM218 115V116H217ZM227 115L228 116H226V114H225V118H226V121H231L232 120V123H234V122H236L235 123V126L237 125V126H240L241 125V123H242V125H243V123H245V121L243 122L241 119H239V118H236V117H233L230 113L228 114L227 113ZM69 116V115H68ZM118 116V115H117ZM124 116H122V117H124ZM229 116H230V118H231V116H232V119L230 120V118H229ZM63 117V116H62ZM72 117V116H71ZM113 117V116H112ZM116 117V116H115ZM115 117H113V118H115ZM202 117H203V115H202ZM227 117H228V119H227ZM25 118V117H24ZM74 118V117H73ZM160 118V119H161ZM222 118V117H221ZM225 118H224V120H225ZM249 118V117H248ZM7 119V118H6ZM30 119H32V117L30 118ZM29 119V120H30ZM70 119H72V118H70ZM112 119V118H111ZM162 119V120H163ZM202 119V118H201ZM220 119V118H219ZM243 119V118H242ZM264 119V118H263ZM35 120V119H34ZM38 120V119H37ZM124 120H126V121H124V122H127V124L125 125V129H127V128H129V130H127V131H131V132H133V133H135L136 131H135V129H134V124H132L131 123V121L132 120H130V119H128L127 117L125 118L124 117ZM194 120V121H193ZM76 121V120H75ZM74 121V122H75ZM79 121V120H78ZM77 121V122H78ZM87 121H88V123H87ZM87 121H86V123L88 124V129H89V131H90V129H94L93 128V126H91V125H95V122L92 120V119H87ZM118 123H116L117 125V128L118 129H120L121 131H122V127H123V125H121L120 124V122L119 121H121V120H116ZM134 121V120H133ZM191 121V122H190ZM217 120H215V122H216ZM221 121V120H220ZM225 121V122H226ZM234 121V122H233ZM72 122V121H71ZM199 122V121H198ZM202 122V121H201ZM217 122H219V121H217ZM39 123V122H38ZM37 123V124H38ZM212 122H210V124H211ZM223 123V122H222ZM230 123V122H229ZM8 124V123H7ZM74 124V123H73ZM161 124V123H160ZM202 124V123H201ZM80 125V124H79ZM144 126H143V128L145 127L146 129H148V127H149V125L150 124H143ZM200 125V124H199ZM203 125V124H202ZM215 125H216V123H215ZM9 126V125H8ZM13 126V125H12ZM11 126V127H12ZM17 126V125H16ZM30 126V125H29ZM108 126H109V124H108ZM159 126V125H158ZM158 126H156V127H158ZM165 126H166V124H165ZM196 126V125H195ZM204 126H206L205 124H204ZM221 126V125H220ZM80 127V126H79ZM82 127V126H81ZM80 127V128H81ZM91 127V128H90ZM169 127V128H168ZM222 127V126H221ZM230 127H231V125H230ZM7 128V127H6ZM13 128H15V127H13ZM79 128V129H80ZM109 128V127H108ZM124 128V127H123ZM201 128H203V127H201ZM209 128V127H208ZM217 128V127H216ZM238 128V127H237ZM241 127H239V129H240ZM19 129V128H18ZM22 129V128H21ZM32 129V128H31ZM38 129V128H37ZM44 129V128H43ZM110 129V128H109ZM114 129H116V128H114ZM113 129V130H114ZM145 129V130H146ZM151 129V128H150ZM156 129V128H155ZM176 129V130H177ZM206 129H207V127H206ZM205 128H204V131H201V136H199L200 138L195 142L196 144H197V146H199V148L201 149V148H203V147H201V146H205L204 147V149H205V152L207 151L208 152V150L210 149V150H212V148L214 147V145H217L216 144V142L215 143H213L215 140H213V141H211L210 139H209V137L207 136V138L208 139H206V137L204 138V132H205V130H206ZM223 129V128H222ZM24 130V129H23ZM75 130V129H74ZM95 130V129H94ZM93 130V131H94ZM176 130H175V132H176ZM185 130H183V132H184V134H186L185 132ZM209 130V129H208ZM216 130H218V129H216ZM220 131H221V129H219ZM226 130V129H225ZM231 130V129H230ZM236 130V129H235ZM19 131V130H18ZM17 131V132H18ZM25 131V130H24ZM37 131V130H36ZM96 131V130H95ZM115 131H117V130H115ZM160 131V130H159ZM162 131V130H161ZM178 131V130H177ZM240 131V130H239ZM23 132V131H22ZM32 132V131H31ZM39 132V131H38ZM47 132V131H46ZM82 132V131H81ZM84 132H85V130H84ZM87 132V131H86ZM91 132V131H90ZM119 132V131H118ZM144 132V131H143ZM206 132H208L209 133V131H206ZM216 132V131H215ZM14 133V132H13ZM27 133V132H26ZM95 133V132H94ZM101 133V132H100ZM100 133H98V134H100ZM133 133H131V136H130V138H132L133 137ZM153 133V132H152ZM155 133V132H154ZM178 133V132H177ZM17 134V133H16ZM24 134V133H23ZM30 134V133H29ZM43 134V133H42ZM50 134H54V133H50ZM84 134V133H83ZM89 134V133H88ZM122 134V133H121ZM125 134V133H124ZM137 134V133H136ZM141 134V133H140ZM159 134V133H158ZM161 134V133H160ZM163 134V133H162ZM176 134V133H175ZM179 134V136H182V135H184L183 133H182V135H180V133H178ZM232 134V133H231ZM165 135V134H164ZM211 135V134H210ZM209 135V136H210ZM217 135V134H216ZM237 135V134H236ZM235 135V136H236ZM34 136V135H33ZM46 136V135H45ZM91 136V135H90ZM96 136V135H95ZM141 136V135H140ZM151 136V135H150ZM178 136V137H179ZM219 136V135H218ZM228 136V135H227ZM57 137V136H56ZM76 137V136H75ZM85 137V136H84ZM94 137V136H93ZM124 137H126V135H124ZM128 138H129V136H127ZM142 137V136H141ZM154 137V136H153ZM156 137V136H155ZM185 137V136H184ZM229 137V136H228ZM89 138H91V137H89ZM98 138V137H97ZM136 138V137H135ZM139 138V137H138ZM138 138H136V139H134L133 140V142L130 140V142H131V144H133L134 145V147H136V149H132V151L133 150H136L137 152H139V153H141V154H139V158H140V156H142V155H145L146 157H150L151 158V155L154 153L155 155L157 154L158 156H155V155H152L153 157H157V159L159 158L160 160H164V159H162V157H164V151H163V149L162 148H159V147H156L155 146V143L153 142V141H151L150 140V137H149V135L147 134V135H143V137L142 138H140V139H138ZM152 138V137H151ZM160 138H163V136L162 137H160ZM204 138V139H203ZM212 138V137H211ZM220 138V137H219ZM226 138V137H225ZM93 139V138H92ZM165 139V138H164ZM215 139V138H214ZM221 139V138H220ZM219 139V140H220ZM233 139V138H232ZM30 140V139H29ZM39 140V139H38ZM94 140V139H93ZM123 140H124V138H123ZM14 141V140H13ZM96 141V140H95ZM95 141H93L94 143H96ZM126 141V140H125ZM127 141H129V140H127ZM158 141V140H157ZM211 141V142H210ZM227 142H228V139L226 140ZM226 141H225V143H226ZM236 141V140H235ZM100 142V141H99ZM129 142V143H130ZM177 142V141H176ZM184 143V142H183ZM218 143V142H217ZM220 143V142H219ZM233 143V142H232ZM231 143V144H232ZM81 144V143H80ZM97 144V143H96ZM204 144V145H203ZM239 144V143H238ZM33 145V144H32ZM92 145V144H91ZM132 145V146H133ZM16 146V145H15ZM87 146H88V144H87ZM94 146V145H93ZM131 146V147H132ZM191 146V145H190ZM196 146V147H197ZM219 146V145H218ZM3 147V146H2ZM37 147V146H36ZM92 147V146H91ZM103 147V146H102ZM181 147H182V145H181ZM234 147V146H233ZM235 147H237V146H235ZM235 147H234V149H235ZM28 149V148H27ZM105 149V148H104ZM220 149V148H219ZM232 149V148H231ZM21 150V149H20ZM35 150V149H34ZM67 150V149H66ZM103 150V149H102ZM180 150V149H179ZM4 151H5V149H4ZM28 151V150H27ZM131 151V152H132ZM182 151V150H181ZM199 151V150H198ZM11 152V151H10ZM23 152V151H22ZM59 152V151H58ZM75 152V151H74ZM127 153V155H129L130 156V158L132 159V158H134V155H135V153ZM143 152H145L146 154H143ZM179 152V151H178ZM237 152V151H236ZM238 152H239V150H238ZM42 153V152H41ZM76 153V152H75ZM111 153V152H110ZM229 153V152H228ZM234 153V152H233ZM151 154V155H150ZM178 154H180V152L178 153ZM235 155H237V153H234ZM35 155V154H34ZM106 155V154H105ZM108 155V154H107ZM112 155H113V153H112ZM111 155V156H112ZM184 155H185V153H184ZM187 155H188V153H187ZM194 155H195V153H194ZM198 155V154H197ZM233 155V154H232ZM2 156V155H1ZM0 156V157H1ZM16 156V155H15ZM24 156V155H23ZM22 156V157H23ZM27 156V155H26ZM37 156H38V153H37ZM55 156V155H54ZM61 156V155H60ZM138 156V155H137ZM136 156V157H137ZM244 156V155H243ZM10 157V156H9ZM109 157V156H108ZM144 157V156H143ZM185 157V156H184ZM183 157V158H184ZM2 158V157H1ZM13 158V157H12ZM14 158H16V157H14ZM24 158V157H23ZM26 158V157H25ZM30 158V157H29ZM34 158V157H33ZM54 158V157H53ZM57 158V157H56ZM165 158V157H164ZM187 158V157H186ZM235 158V157H234ZM237 158V157H236ZM8 159V158H7ZM38 159V158H37ZM101 159V158H100ZM109 159H110V157H109ZM113 159H114V157H113ZM143 159V158H142ZM148 159V158H147ZM188 159V158H187ZM6 160V159H5ZM22 160V159H21ZM28 160V159H27ZM26 160V161H27ZM41 160V159H40ZM53 160V159H52ZM105 160V159H104ZM107 160V159H106ZM133 160H135V159H133ZM189 160V159H188ZM187 160V161H188ZM198 160V159H197ZM9 161V160H8ZM24 162H26L25 160H23ZM22 161V163H24ZM46 161V160H45ZM84 161V160H83ZM87 161V160H86ZM95 161V160H94ZM108 161V160H107ZM137 161H138V159H137ZM18 162V161H17ZM33 162H34V160H33ZM38 162V161H37ZM92 162V161H91ZM157 162V161H156ZM237 162V161H236ZM53 164H54V162H52ZM101 163V162H100ZM164 163V162H163ZM162 163V164H163ZM170 163V162H169ZM30 164V163H29ZM28 164V165H29ZM48 164V163H47ZM47 164H46V166H47ZM105 164V163H104ZM113 164V163H112ZM147 163L145 162L144 163V165H146ZM160 164V163H159ZM158 164V165H159ZM162 164L160 165V169L161 168H163V166H162ZM171 164V163H170ZM16 165V164H15ZM23 165V164H22ZM82 165V164H81ZM84 165V164H83ZM82 165V166H83ZM87 165V164H86ZM143 165V164H142ZM141 165V166H142ZM152 165V164H151ZM155 165H157V164H155ZM169 165V164H168ZM168 165H164L166 168L168 167ZM195 165V164H194ZM24 166V165H23ZM26 166H27V164H26ZM30 166V165H29ZM32 166V165H31ZM41 166V165H40ZM57 166V165H56ZM61 166V165H60ZM100 166V165H99ZM122 166V165H121ZM149 166H150V164H149ZM7 167V166H6ZM15 167V166H14ZM39 167V166H38ZM89 167V166H88ZM88 167H85V168H88ZM93 167V166H92ZM96 167V166H95ZM196 167H198V166H196ZM202 167V166H201ZM37 168V167H36ZM43 168H44V165H43ZM42 168V169H43ZM46 168V167H45ZM54 168V167H53ZM94 168V167H93ZM147 168V167H146ZM153 168V167H152ZM166 168H163V169H165L166 171L165 172H162V174H165L166 175V178L167 179H169L170 180V183H171V181L172 180H176L177 182H179L180 183V179H181V176L180 175H176V174H174V175H171V176H169V172H170V170L169 169H166ZM200 168V167H199ZM205 168V167H204ZM40 169V168H39ZM50 169H51V167H50ZM63 169V168H62ZM84 169V168H83ZM125 169V168H124ZM159 169V170H160ZM162 169V170H163ZM35 170V169H34ZM46 170V169H45ZM90 170H92V169H90ZM100 170H102V169H100ZM106 170V169H105ZM109 170V169H108ZM156 170V169H155ZM159 170H157V171H159ZM207 171H208V169H206ZM8 171H9V169H8ZM21 171V170H20ZM49 171V170H48ZM121 171V170H120ZM123 171V170H122ZM3 172V171H2ZM31 172H32V170H31ZM37 172V171H36ZM40 172V171H39ZM45 172H47V171H45ZM92 172V171H91ZM90 172V175L92 174ZM107 172V171H106ZM146 172V171H145ZM161 172V171H160ZM168 172V173H167ZM172 172V171H171ZM199 172V171H198ZM1 173V172H0ZM8 173V172H7ZM35 173V172H34ZM64 173V172H63ZM62 173V174H63ZM83 173H85V172H83ZM97 173V172H96ZM100 173V172H99ZM109 173V172H108ZM107 173V174H108ZM119 173V172H118ZM121 173V172H120ZM153 173V172H152ZM209 173V172H208ZM2 174V173H1ZM12 174V173H11ZM19 174V173H18ZM24 174V173H23ZM30 174V173H29ZM46 174V173H45ZM103 174H104V172H103ZM158 174V173H157ZM161 174V173H160ZM173 174V173H172ZM204 174H206V173H204ZM53 175V174H52ZM51 175V176H52ZM55 175H57V174H55ZM89 175V174H88ZM100 175V174H99ZM105 175V174H104ZM109 175V174H108ZM115 175H117V174H115ZM147 175V174H146ZM192 174H190V176H191ZM20 176V175H19ZM27 176V175H26ZM49 176H50V174H49ZM59 176V175H58ZM57 176V177H58ZM73 176V175H72ZM118 176V175H117ZM116 176V177H117ZM148 176V175H147ZM155 176L157 177V175L155 174ZM189 176V175H188ZM12 177V176H11ZM39 177V176H38ZM43 177V176H42ZM60 177V176H59ZM64 177V176H63ZM74 177V176H73ZM96 177V176H95ZM109 177V176H108ZM152 177V176H151ZM192 177V176H191ZM208 177V176H207ZM16 178V177H15ZM46 178V177H45ZM62 178V177H61ZM75 178V177H74ZM73 178V179H74ZM101 178V177H100ZM111 178V177H110ZM150 178V177H149ZM193 178V177H192ZM8 179H10V180H12L11 178H9L8 177ZM20 179V178H19ZM25 179V178H24ZM53 179H56V177L55 178H53ZM97 179V178H96ZM103 179V178H102ZM108 179V178H107ZM116 179V178H115ZM147 179V178H146ZM165 179V178H164ZM163 179V180H164ZM167 179H166V181H167ZM198 179V178H197ZM6 180V179H5ZM16 180V179H15ZM49 180V179H48ZM60 180V179H59ZM161 180V179H160ZM193 180V179H192ZM63 181H65V180H63ZM97 181V180H96ZM106 181V180H105ZM108 181H109V179H108ZM115 181V180H114ZM165 181V182H166ZM194 181V180H193ZM192 181V182H193ZM4 182V181H3ZM18 182H20V181H17V183ZM26 182H28V181H26ZM32 181H30V183H31ZM54 182V181H53ZM57 182V181H56ZM102 182V181H101ZM110 182V181H109ZM161 182V181H160ZM165 182H163V183H165ZM168 182V181H167ZM254 182V181H253ZM4 183H6V182H4ZM3 183V184H4ZM13 183V182H12ZM16 183V182H15ZM59 183V182H58ZM115 183H116V181H115ZM169 183V182H168ZM169 183V184H170ZM191 183V182H190ZM195 183V182H194ZM240 183V182H239ZM47 184H48V182H47ZM97 184V183H96ZM161 184H162V182H161ZM167 184V183H166ZM5 185V184H4ZM9 185H12V184H10L9 183ZM21 185H22V183H21ZM55 185V184H54ZM58 185V184H57ZM99 186L101 185V183L100 184H98ZM110 185V184H109ZM112 185V184H111ZM118 185V184H117ZM164 185V184H163ZM192 185V184H191ZM18 186V185H17ZM23 186H24V184H23ZM50 186H51V184H50ZM115 186H116V184H115ZM158 186V185H157ZM171 186V185H170ZM170 186H169V188H170ZM176 186H179V185H176ZM6 187V186H5ZM13 187V186H12ZM33 187V186H32ZM40 187V186H39ZM49 187V186H48ZM53 187V186H52ZM106 187H107V185H106ZM117 187V186H116ZM152 187H154V186H152ZM163 187V186H162ZM168 187V186H167ZM195 187V186H194ZM243 187V186H242ZM10 188V187H9ZM56 188V187H55ZM58 188V187H57ZM66 188V187H65ZM64 188V189H65ZM101 188V187H100ZM105 188V187H104ZM161 188V187H160ZM5 189V188H4ZM26 189V188H25ZM37 189V188H36ZM43 189H45V188H43ZM96 189V188H95ZM94 189V190H95ZM97 189H99V188H97ZM96 189V190H97ZM106 189V188H105ZM108 189V188H107ZM163 189V188H162ZM161 189V190H162ZM171 189L172 188H170V190L169 191H171ZM16 190V189H15ZM21 190V189H20ZM31 190V189H30ZM33 190V189H32ZM49 190H51V189H49ZM48 190V191H49ZM103 190V189H102ZM112 190V189H111ZM118 190V189H117ZM117 190H115V191H117ZM165 190V189H164ZM173 190H175V188L173 187ZM8 191H9V189H8ZM17 191V190H16ZM19 191V190H18ZM42 191V190H41ZM55 191H57V190H55ZM114 191V190H113ZM166 191V190H165ZM176 191H177V189H176ZM195 191V190H194ZM232 191V190H231ZM30 192V191H29ZM53 192V191H52ZM105 192V191H104ZM110 193H111V191H109ZM136 192V191H135ZM175 192V191H174ZM200 192V191H199ZM263 192H264V189H263ZM12 193V192H11ZM48 193H50V192H48ZM62 192H60V194H61ZM64 193V192H63ZM62 193V194H63ZM94 193V192H93ZM96 193H97V191H96ZM108 193V192H107ZM109 193V194H110ZM113 193V192H112ZM124 193V192H123ZM139 193H140V191H139ZM157 193V192H156ZM158 193H159V191H158ZM169 193V192H168ZM9 194H10V192H9ZM19 194V193H18ZM27 194V193H26ZM44 194V193H43ZM61 194V195H62ZM98 194V193H97ZM163 194H165V193H163ZM174 194V193H173ZM21 195H22V193H21ZM29 195V194H28ZM34 195V194H33ZM38 195H40V194H38ZM58 195V194H57ZM56 194H55V196H57ZM65 195V194H64ZM102 195V194H101ZM103 195H104V193H103ZM123 195V194H122ZM169 195V194H168ZM175 195V194H174ZM173 195V196H174ZM176 195H177V193H176ZM180 195V194H179ZM183 195V194H182ZM185 195V194H184ZM202 195V194H201ZM26 196V195H25ZM32 196V195H31ZM51 196V195H50ZM60 196V195H59ZM109 196V195H108ZM113 196V195H112ZM118 196V195H117ZM163 196V195H162ZM203 196V195H202ZM9 197V196H8ZM7 197V198H8ZM34 197V196H33ZM39 197V196H38ZM58 197V196H57ZM111 197V196H110ZM114 197V196H113ZM128 197V196H127ZM131 197V196H130ZM135 197V196H134ZM136 197H137V195H136ZM141 197V196H140ZM167 197V196H166ZM177 197V196H176ZM10 198H12V197H10ZM17 198V197H16ZM15 198V199H16ZM55 198V197H54ZM66 198H68V197H66ZM105 198V197H104ZM120 198H122V197H120ZM124 198V197H123ZM27 199V198H26ZM65 199V198H64ZM108 199V198H107ZM115 198H113V200H114ZM129 199H131V198H129ZM135 199V198H134ZM133 199V200H134ZM147 199V198H146ZM169 199V198H168ZM208 199V198H207ZM6 200H8V199H6ZM13 200V199H12ZM50 200V199H49ZM57 200V199H56ZM60 200V199H59ZM98 200V199H97ZM110 200H112L111 198H110ZM117 199H115V201H116ZM136 200V199H135ZM139 200H140V198H139ZM20 201V200H19ZM19 201H18V203H19ZM32 201H34V199L32 200ZM124 201V200H123ZM131 201V200H130ZM154 201H156V200H154ZM161 201V200H160ZM204 201V200H203ZM21 202H22V200H21ZM50 202V201H49ZM58 202V201H57ZM99 202V201H98ZM105 202V201H104ZM114 202V201H113ZM120 202H122V201H120ZM133 202V201H132ZM132 202H130V204L132 203ZM157 202V201H156ZM11 203V202H10ZM13 203V202H12ZM33 203V202H32ZM53 203H54V201H53ZM74 203V202H73ZM103 203V202H102ZM115 203V202H114ZM137 203H139L138 201H137ZM146 203H147V201H146ZM150 203V202H149ZM152 203H154V202H152ZM159 203V202H158ZM16 204V203H15ZM29 204H31V203H29ZM36 204V203H35ZM48 204V203H47ZM52 204V203H51ZM56 204V203H55ZM60 204V203H59ZM79 204V203H78ZM126 204V203H125ZM142 204V203H141ZM185 204V203H184ZM13 205V204H12ZM68 205V204H67ZM80 205V204H79ZM95 205H97V204H95ZM110 205H112V203L110 204ZM117 205V204H116ZM120 205V203L118 204V206ZM121 205H122V203H121ZM124 205V204H123ZM138 205V204H137ZM143 205V204H142ZM168 205V204H167ZM31 206V205H30ZM46 206V205H45ZM78 206V205H77ZM94 206V205H93ZM92 206V207H93ZM98 206V205H97ZM100 206V205H99ZM114 206V205H113ZM129 206V205H128ZM128 206H126V207H128ZM147 206V205H146ZM154 206V205H153ZM162 206V205H161ZM166 206V205H165ZM203 206H205V205H203ZM27 207V206H26ZM43 207H44V205H43ZM60 207V206H59ZM79 207V206H78ZM134 207V206H133ZM142 207V206H141ZM31 208V207H30ZM35 208V207H34ZM37 208V207H36ZM65 208V207H64ZM111 208V207H110ZM118 208L119 207H117V211H118ZM121 208V207H120ZM189 208V207H188ZM28 209V208H27ZM58 209V208H57ZM56 209V210H57ZM95 209H96V207H95ZM99 209H101V208H99ZM107 209V208H106ZM105 209V210H106ZM122 209H125L124 207H122ZM132 209V208H131ZM146 209V208H145ZM144 209V210H145ZM149 209V208H148ZM157 209V208H156ZM155 209V210H156ZM182 209V208H181ZM192 209V208H191ZM207 209V208H206ZM19 210H20V208H19ZM30 210V209H29ZM28 210V211H29ZM37 210V209H36ZM72 210V209H71ZM79 210V209H78ZM102 210V209H101ZM115 210V209H114ZM128 210H130L129 208H128ZM136 210V209H135ZM141 210H142V208H141ZM147 210V209H146ZM153 210V209H152ZM165 210V209H164ZM183 210V209H182ZM228 210V209H227ZM27 211V210H26ZM55 211V210H54ZM93 211V210H92ZM98 211H100V210H97V212ZM103 211V210H102ZM110 211V210H109ZM112 211V210H111ZM121 211V210H120ZM137 211V210H136ZM135 211V212H136ZM143 211V210H142ZM149 211V210H148ZM174 211V210H173ZM187 211V210H186ZM196 211V210H195ZM199 211V210H198ZM211 211V210H210ZM213 211L214 210H212V213H213ZM219 211V210H218ZM221 211H223V210H221ZM224 211H226V210H224ZM45 212V211H44ZM62 212V211H61ZM68 212H69V210H68ZM77 212V211H76ZM79 212V211H78ZM85 212V211H84ZM209 212V211H208ZM264 212V211H263ZM262 212V213H263ZM27 213V212H26ZM25 213V214H26ZM38 213V212H37ZM81 213H83L82 211H81ZM90 213H91V211H90ZM122 213V212H121ZM126 213V212H125ZM139 213V212H138ZM137 213V214H138ZM141 213V212H140ZM143 213V212H142ZM141 213V214H142ZM149 213V212H148ZM174 213V212H173ZM197 213V212H196ZM210 213V212H209ZM212 213H210V214H212ZM5 214V213H4ZM24 214V215H25ZM99 214V213H98ZM127 214V213H126ZM140 214V215H141ZM144 214V213H143ZM184 214V213H183ZM194 214V213H193ZM215 214V213H214ZM219 214V213H218ZM230 214V213H229ZM238 214V213H237ZM55 215V214H54ZM58 215V214H57ZM56 215V216H57ZM79 215V214H78ZM112 215V214H111ZM110 215V216H111ZM149 215H151V214H149ZM161 215H163V214H161ZM169 215V214H168ZM172 216H173V214H171ZM2 216V215H1ZM11 216H13V215H11ZM17 216V215H16ZM56 216H55V219H56ZM59 216V215H58ZM64 216V215H63ZM62 216V217H63ZM71 216V215H70ZM81 216V215H80ZM115 216V215H114ZM117 216H118V214H117ZM116 216V217H117ZM124 216V215H123ZM127 216H128V214H127ZM148 216V215H147ZM146 216V217H147ZM191 216V215H190ZM205 216V215H204ZM210 216V215H209ZM219 216V215H218ZM223 216V215H222ZM230 216H231V214H230ZM3 217V216H2ZM22 217V216H21ZM26 217V216H25ZM34 217V216H33ZM51 217V216H50ZM87 217V216H86ZM88 217H89V215H88ZM87 217V218H88ZM93 217V216H92ZM122 217V216H121ZM145 216H144V218H146ZM182 217V216H181ZM212 217V216H211ZM216 217V216H215ZM224 217H227V216H224ZM263 217V216H262ZM10 218V217H9ZM65 218H67V217H65ZM70 218V217H69ZM83 218H85V217H83ZM115 218V217H114ZM148 218V217H147ZM162 218V217H161ZM184 218V217H183ZM196 218V217H195ZM202 218V217H201ZM218 218V217H217ZM216 218V219H217ZM255 218H256V216H255ZM22 219H23V217H22ZM25 219V218H24ZM58 219H60V218H58ZM68 219V218H67ZM107 219V218H106ZM110 219V218H109ZM112 219H113V217H112ZM121 219V218H120ZM225 219V218H224ZM230 219V218H229ZM238 219V218H237ZM12 220V219H11ZM51 220V219H50ZM53 220V219H52ZM66 220V219H65ZM97 220H98V218H97ZM102 220V219H101ZM108 220V219H107ZM114 220V219H113ZM129 220V219H128ZM138 220V219H137ZM140 220V219H139ZM144 220V219H143ZM146 220V219H145ZM174 220V219H173ZM176 220V219H175ZM193 220V219H192ZM211 220V219H210ZM213 220V219H212ZM220 220V219H219ZM234 220V219H233ZM241 220V219H240ZM257 220V219H256ZM4 221V220H3ZM6 221H8V220H6ZM13 221V220H12ZM32 221V220H31ZM41 221V220H40ZM46 221V220H45ZM56 221V220H55ZM62 221V220H61ZM86 221V220H85ZM115 221H116V219H115ZM123 221V220H122ZM121 221V222H122ZM130 221V220H129ZM147 221V220H146ZM155 221V220H154ZM184 221H185V219H184ZM187 221H189V220H187ZM228 221V220H227ZM236 221V220H235ZM234 221V222H235ZM5 222V221H4ZM28 222V221H27ZM30 222V221H29ZM44 222V221H43ZM65 222V221H64ZM66 222H68V221H66ZM81 222V221H80ZM89 222V221H88ZM102 222V221H101ZM118 222V221H117ZM125 222V221H124ZM140 222V221H139ZM142 222V221H141ZM194 222V221H193ZM200 222V221H199ZM212 222V221H211ZM226 222V221H225ZM233 222V223H234ZM242 222H243V220H242ZM255 221L253 220V223H254ZM22 223V222H21ZM86 223V225H87V222H85ZM85 223H84V225H85ZM90 223V222H89ZM98 223V222H97ZM157 223V222H156ZM163 223H165V222H163ZM237 223V222H236ZM239 223H241V222H239ZM8 224V223H7ZM7 224H5V225H7ZM15 224H16V221H15ZM50 224H51V222H50ZM78 224V223H77ZM80 224H82V223H80ZM91 224V223H90ZM103 224V223H102ZM112 224V223H111ZM118 224V223H117ZM123 224V223H122ZM142 224V223H141ZM153 224V223H152ZM170 224H172V222L170 223ZM177 224V223H176ZM183 224V223H182ZM193 224V223H192ZM222 224V223H221ZM4 225V224H3ZM29 225V224H28ZM47 225V224H46ZM70 225V224H69ZM95 225H96V223H95ZM109 225H110V223H109ZM120 225V224H119ZM134 225V224H133ZM151 225V224H150ZM163 225V224H162ZM166 225V224H165ZM181 225V224H180ZM197 225V224H196ZM195 225V226H196ZM203 225V224H202ZM201 225V226H202ZM218 225V224H217ZM223 225V224H222ZM243 225V224H242ZM12 226V225H11ZM22 226V225H21ZM26 226V225H25ZM53 226V225H52ZM59 226H61V225H59ZM68 226V225H67ZM75 226V225H74ZM79 226V225H78ZM77 226V227H78ZM90 226V225H89ZM100 226V225H99ZM111 226V225H110ZM118 226V225H117ZM125 226V225H124ZM135 226H136V224H135ZM145 226V225H144ZM159 226H161V225H159ZM158 226V227H159ZM173 225H171V227H172ZM220 226V225H219ZM231 226V225H230ZM235 226V225H234ZM0 227H2V226H0ZM81 227V226H80ZM87 227V226H86ZM101 227V226H100ZM102 227H103V225H102ZM101 227V229H103ZM114 227V226H113ZM134 227V226H133ZM139 227V226H138ZM150 227V226H149ZM162 227V226H161ZM167 227V226H166ZM199 227H200V225H199ZM228 227V226H227ZM44 228V227H43ZM71 228V227H70ZM76 228V227H75ZM85 228V227H84ZM88 228V227H87ZM95 228V227H94ZM132 228V227H131ZM148 228V227H147ZM204 228V227H203ZM207 228V227H206ZM205 228V229H206ZM246 228V227H245ZM261 228V227H260ZM8 229V228H7ZM51 229V228H50ZM65 229V228H64ZM139 229V228H138ZM150 229H152V228H150ZM162 229V228H161ZM177 229V228H176ZM219 229V228H218ZM226 229V228H225ZM235 229V228H234ZM251 229V228H250ZM253 229H255V228H253ZM5 230V229H4ZM9 230V229H8ZM18 230V229H17ZM22 230V229H21ZM30 230V229H29ZM48 230V229H47ZM59 230V229H58ZM94 230V229H93ZM96 230V229H95ZM97 230H98V228H97ZM118 230V229H117ZM124 230V229H123ZM123 230H121V231H123ZM129 230V229H128ZM154 230V229H153ZM155 230H157V229H155ZM182 230V229H181ZM217 230V229H216ZM244 230V229H243ZM26 231V230H25ZM51 231V230H50ZM78 231H79V229H78ZM106 231V230H105ZM104 231V232H105ZM108 231V230H107ZM139 231V230H138ZM149 231V230H148ZM160 231L161 230H159V233H160ZM170 231V230H169ZM239 231V230H238ZM241 232H242V230H240ZM7 232V231H6ZM27 232H28V230H27ZM44 232V231H43ZM46 232H48V231H46ZM52 232V231H51ZM58 232V231H57ZM63 232V231H62ZM69 232V231H68ZM90 232H91V230H90ZM89 232V233H90ZM97 232V231H96ZM120 232V231H119ZM125 232V231H124ZM133 232V231H132ZM142 232V231H141ZM150 232V231H149ZM158 232V231H157ZM182 232H183V230H182ZM246 232V231H245ZM264 232V231H263ZM14 233V232H13ZM40 233V232H39ZM65 233V232H64ZM72 233V232H71ZM87 233V232H86ZM88 233V234H89ZM92 233V232H91ZM98 233V232H97ZM101 233V232H100ZM103 233V232H102ZM109 233V232H108ZM115 233V232H114ZM121 233V232H120ZM126 233V232H125ZM130 233V232H129ZM128 233V234H129ZM148 233V232H147ZM199 233V232H198ZM233 233V232H232ZM29 234V233H28ZM55 234V233H54ZM53 234V235H54ZM63 234V233H62ZM61 234V235H62ZM75 234H77V233H75ZM133 234V233H132ZM150 234V233H149ZM154 234V233H153ZM173 234V233H172ZM207 234V233H206ZM246 234V233H245ZM254 234V233H253ZM18 235V234H17ZM34 235V234H33ZM49 235V234H48ZM51 235V234H50ZM60 235V234H59ZM68 235V234H67ZM92 235V234H91ZM109 235V234H108ZM155 235V234H154ZM159 235V234H158ZM165 235V234H164ZM176 235V234H175ZM183 235V234H182ZM198 235V234H197ZM203 235H204V233H203ZM237 235H239V234H237ZM30 236V235H29ZM72 236H74V235H72ZM133 236H135V234L133 235ZM145 236V235H144ZM157 236V235H156ZM162 236V235H161ZM173 236V235H172ZM191 237L193 236V235H190ZM204 236H206V235H204ZM209 236V235H208ZM229 236H230V234H229ZM240 236H242V235H240ZM243 236H244V232H243ZM242 236V237H243ZM264 236V235H263ZM39 237V236H38ZM46 237V236H45ZM68 237V236H67ZM80 237H82V236H80ZM114 237V236H113ZM115 237H117V236H115ZM136 237V236H135ZM142 237H143V235H142ZM177 237V236H176ZM186 237V236H185ZM184 237V238H185ZM195 237V236H194ZM196 237H198V236H196ZM216 237V236H215ZM236 237V236H235ZM7 238V237H6ZM19 237H17V239H18ZM22 238V237H21ZM30 238V237H29ZM101 237H99V239H100ZM103 238V237H102ZM106 238V237H105ZM151 238V237H150ZM160 238V237H159ZM170 238V237H169ZM181 238V237H180ZM179 238V239H180ZM190 238V237H189ZM202 238V237H201ZM220 238V237H219ZM245 238V237H244ZM251 238V237H250ZM0 239H1V237H0ZM11 239V238H10ZM13 239V238H12ZM23 239V238H22ZM63 239V238H62ZM70 239V238H69ZM113 239V238H112ZM131 239H132V237H131ZM137 239V238H136ZM140 239V238H139ZM171 239V238H170ZM182 239V238H181ZM186 239V238H185ZM191 239V238H190ZM194 239V238H193ZM192 239V240H193ZM208 239V238H207ZM2 240V239H1ZM4 240V239H3ZM2 240V241H3ZM14 240V239H13ZM49 240V239H48ZM55 240V239H54ZM111 240V239H110ZM113 240H115V238L113 239ZM117 240H118V238H117ZM149 240H151V239H149ZM192 240H191V242H192ZM200 240V239H199ZM221 240V239H220ZM22 241V240H21ZM36 241V240H35ZM47 241V240H46ZM101 241V240H100ZM112 241V240H111ZM119 241V240H118ZM133 241V240H132ZM140 241V240H139ZM142 241V240H141ZM164 241V240H163ZM166 241V240H165ZM179 241V240H178ZM196 241V240H195ZM214 241V240H213ZM228 241V240H227ZM232 241H234V240H232ZM252 241V240H251ZM51 242V241H50ZM54 242V241H53ZM75 242V241H74ZM79 242V241H78ZM84 242V241H83ZM106 242V241H105ZM153 242V241H152ZM157 242H158V240H157ZM169 242H170V240H169ZM186 242H187V240H186ZM197 242V241H196ZM231 242V241H230ZM240 242V241H239ZM244 242V241H243ZM8 243H9V241H8ZM35 243V242H34ZM41 243V242H40ZM40 243H38V244H40ZM45 243V242H44ZM76 243V242H75ZM81 243V242H80ZM100 243V242H99ZM155 243V242H154ZM161 243V242H160ZM173 243H174V239H173ZM178 243H180V242H178ZM199 243V242H198ZM212 243V242H211ZM210 243V244H211ZM222 243H223V241H222ZM235 243V242H234ZM4 244H5V242H4ZM24 244V243H23ZM29 244V243H28ZM31 244H33V243H31ZM43 244V243H42ZM47 244V243H46ZM60 244V243H59ZM108 244H110V243H108ZM119 244V243H118ZM124 244V243H123ZM140 244V243H139ZM147 244V243H146ZM150 243L148 242V245H149ZM186 244V243H185ZM206 244V243H205ZM220 244H221V242H220ZM232 244V243H231ZM2 245V244H1ZM8 245V244H7ZM13 245V244H12ZM17 245V244H16ZM65 245V244H64ZM105 245H106V243H105ZM114 245V244H113ZM129 245H130V243H129ZM136 245V244H135ZM145 245V244H144ZM152 245V244H151ZM156 245H158V244H156ZM172 245H174V244H172ZM180 245V244H179ZM223 245V244H222ZM225 245V244H224ZM241 245V244H240ZM259 245V244H258ZM11 246V245H10ZM9 246V247H10ZM19 246V245H18ZM37 246V245H36ZM39 246V245H38ZM50 246V245H49ZM74 246V245H73ZM99 246H100V244H99ZM103 246H104V244H103ZM112 246V245H111ZM133 246V245H132ZM131 246V247H132ZM160 246V245H159ZM200 246V245H199ZM198 246V247H199ZM203 246V245H202ZM220 246V245H219ZM230 246V245H229ZM250 246V245H249ZM257 246V245H256ZM2 247V246H1ZM8 247V246H7ZM51 247V246H50ZM54 247H55V245H54ZM70 247V246H69ZM68 247V248H69ZM107 247V246H106ZM144 247V246H143ZM150 247H153V246H150ZM165 247H167V246H165ZM164 247V248H165ZM174 247V246H173ZM180 247V246H179ZM194 247V246H193ZM206 247V246H205ZM208 247H209V245H208ZM215 247V246H214ZM218 247V246H217ZM4 248V247H3ZM11 248V247H10ZM21 248V247H20ZM26 248H28V247H26ZM34 248V247H33ZM44 248H47V246H45ZM56 248V247H55ZM52 249V250H55L56 251V249ZM73 248V247H72ZM77 248V247H76ZM81 248V247H80ZM79 248V249H80ZM108 248V247H107ZM156 248H157V246H156ZM224 248V247H223ZM232 248V247H231ZM240 248V247H239ZM22 249V248H21ZM20 249V250H21ZM67 249V248H66ZM65 249V250H66ZM111 249V248H110ZM131 249V248H130ZM133 249V248H132ZM149 249H152V248H149ZM174 249V248H173ZM194 249V248H193ZM202 249H203V247H202ZM218 249V248H217ZM238 249V248H237ZM244 249V248H243ZM255 249V248H254ZM11 250V249H10ZM27 250V249H26ZM48 250V249H47ZM51 250V249H50ZM60 250V249H59ZM93 251H94V249H92ZM112 250V249H111ZM124 250V249H123ZM139 250V249H138ZM141 250V249H140ZM147 250V249H146ZM158 250V249H157ZM163 250V249H162ZM176 250V249H175ZM185 250V249H184ZM201 250V249H200ZM205 250V249H204ZM203 250V251H204ZM210 250H212V249H210ZM215 250V249H214ZM3 251V250H2ZM16 251V250H15ZM33 251H35V250H33ZM40 252H41V249L39 250ZM49 251V250H48ZM61 251V250H60ZM82 251H84V250H82ZM116 251V250H115ZM125 251V250H124ZM167 251V250H166ZM190 251H192V250H190ZM217 251V250H216ZM10 252V251H9ZM17 252H19V251H17ZM22 252V251H21ZM25 252V251H24ZM28 252V251H27ZM30 252V251H29ZM75 252H77V251H75ZM87 252V251H86ZM89 252V251H88ZM104 252V251H103ZM126 252V251H125ZM159 252V251H158ZM169 252V251H168ZM177 252H178V250H177ZM184 252V251H183ZM187 252V251H186ZM196 252V251H195ZM206 252V251H205ZM209 252V251H208ZM213 252V251H212ZM218 252V251H217ZM259 252V251H258ZM1 253V252H0ZM14 253V252H13ZM16 253V252H15ZM20 253V252H19ZM47 253V252H46ZM56 253V252H55ZM83 253V252H82ZM91 253H93V252H91ZM102 253V252H101ZM106 254H107V252H105ZM111 253V252H110ZM116 253V252H115ZM128 253V252H127ZM132 253H133V251H132ZM141 253V252H140ZM162 253V252H161ZM171 253V252H170ZM182 253V252H181ZM188 253V252H187ZM235 253V252H234ZM243 253V252H242ZM245 253V252H244ZM252 253V252H251ZM3 254V253H2ZM22 254V253H21ZM45 254V253H44ZM43 254V255H44ZM50 254V253H49ZM61 254V253H60ZM73 254V253H72ZM100 254V253H99ZM121 254V253H120ZM126 254V253H125ZM133 254H135V253H133ZM138 254V253H137ZM152 254V253H151ZM150 254V255H151ZM168 254V253H167ZM172 254V253H171ZM209 254V253H208ZM211 254V253H210ZM224 254V253H223ZM25 255V254H24ZM48 255V254H47ZM51 255V254H50ZM52 255H54V254H52ZM83 255H84V253H83ZM102 255H104L103 253H102ZM139 255V254H138ZM155 255V254H154ZM163 255V254H162ZM166 255V254H165ZM170 255V254H169ZM168 255V256H169ZM185 255V254H184ZM187 255V254H186ZM189 255V254H188ZM193 255H194V253H193ZM201 255V254H200ZM206 255H207V253H206ZM17 256V255H16ZM61 256V255H60ZM70 256V255H69ZM89 256V255H88ZM115 256V255H114ZM135 256V255H134ZM147 256V255H146ZM196 256V255H195ZM207 256H209V255H207ZM206 256V257H207ZM214 256V255H213ZM229 256V255H228ZM236 256V255H235ZM8 257V256H7ZM15 257V256H14ZM54 257V256H53ZM57 257V256H56ZM81 257V256H80ZM118 258H119V256H117ZM121 257H122V255H121ZM127 257V256H126ZM149 257V256H148ZM180 257V256H179ZM192 257V256H191ZM190 257V258H191ZM202 257V256H201ZM212 257V256H211ZM10 258V257H9ZM25 258V257H24ZM28 258V257H27ZM60 258V257H59ZM72 258V257H71ZM84 258H85V256H84ZM93 258H94V256H93ZM103 258V257H102ZM108 258H110V257H108ZM107 258V259H108ZM112 258H113V256H112ZM115 258H116V256H115ZM114 258V259H115ZM147 258V257H146ZM150 258H151V256H150ZM166 258V257H165ZM184 258V257H183ZM197 258V257H196ZM200 258V257H199ZM257 258V257H256ZM263 258V257H262ZM13 259V258H12ZM15 259V258H14ZM19 260H20V258H18ZM39 259V258H38ZM43 259V258H42ZM45 259V258H44ZM55 259V258H54ZM98 260H99V258H97ZM114 259H112V260H114ZM125 259V258H124ZM123 259V260H124ZM135 259V258H134ZM143 259V258H142ZM182 259V258H181ZM187 259V258H186ZM194 259V258H193ZM264 259V258H263ZM7 260V259H6ZM17 260V259H16ZM36 260V259H35ZM41 260V259H40ZM48 260V259H47ZM46 260V261H47ZM65 260V259H64ZM83 260V259H82ZM86 260H87V258H86ZM86 260H85V262H86ZM89 260V259H88ZM92 260V259H91ZM105 260V259H104ZM103 260V261H104ZM111 260V261H112ZM143 260H146V259H143ZM150 260V259H149ZM159 260V259H158ZM167 260V259H166ZM171 260V259H170ZM199 260V259H198ZM197 260V261H198ZM249 260H250V258H249ZM253 260H254V258H253ZM5 261V260H4ZM18 261V260H17ZM24 261V260H23ZM34 261V260H33ZM43 261V260H42ZM59 261V260H58ZM94 261V260H93ZM100 261V260H99ZM103 261H101V262H103ZM118 261V260H117ZM122 261V260H121ZM152 261V260H151ZM176 261V260H175ZM182 261V260H181ZM183 261H184V259H183ZM187 260H185V262H186ZM196 261V262H197ZM223 261V260H222ZM258 261V260H257ZM12 262H16V261H12ZM38 262H40V261H38ZM73 262V261H72ZM78 262V261H77ZM80 262H81V260H80ZM108 262V261H107ZM115 262H116V260H115ZM119 262V261H118ZM125 262H127L126 260H125ZM136 262V261H135ZM141 262V261H140ZM140 262H138L139 264H140ZM143 262V261H142ZM142 262H141V264H142ZM148 262V261H147ZM163 262V261H162ZM164 262H166V261H164ZM5 263V262H4ZM19 263V262H18ZM28 263H29V261H28ZM31 263V262H30ZM29 263V264H30ZM50 264H51V262H49ZM53 263V262H52ZM88 263V262H87ZM91 263V262H90ZM95 263V262H94ZM93 263V264H94ZM99 263V262H98ZM109 263H110V261H109ZM155 263V262H154ZM180 263V262H179ZM254 263V262H253ZM261 263V262H260ZM1 264V263H0ZM6 264V263H5ZM10 264V263H9ZM23 264V263H22ZM34 264V263H33ZM35 264H37V262L35 263ZM59 264V263H58ZM81 264H84V263H81ZM99 264H101V263H99ZM111 264H112V262H111ZM130 264V263H129ZM134 264V263H133ZM163 264V263H162ZM183 264V263H182ZM186 264V263H185ZM232 264V263H231ZM237 264V263H236ZM248 264V263H247ZM250 264H251V262H250Z\"/></svg>","mask_w":264,"mask_h":264}]
</instances>
